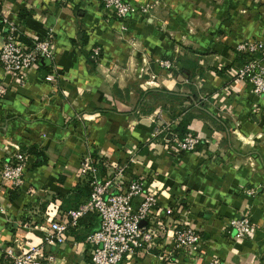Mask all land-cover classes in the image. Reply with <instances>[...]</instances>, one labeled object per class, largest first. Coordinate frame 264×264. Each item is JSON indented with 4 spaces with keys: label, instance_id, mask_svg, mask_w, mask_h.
Here are the masks:
<instances>
[{
    "label": "crops",
    "instance_id": "crops-1",
    "mask_svg": "<svg viewBox=\"0 0 264 264\" xmlns=\"http://www.w3.org/2000/svg\"><path fill=\"white\" fill-rule=\"evenodd\" d=\"M63 1L0 0L2 18L30 41L51 35L52 64L58 72L55 85L44 80L47 69L42 64L18 80H7L0 163L15 149L26 154V162L18 187L0 179V264H8L3 247L15 238L23 250L41 244L53 220L67 223L64 240L44 246V251L60 264H88L90 246L84 237L97 228L98 217L87 213L71 225L65 216L87 197L84 176L78 172L86 154L106 161L134 156L126 173L142 180L143 195L155 198L141 221L154 232L152 242L118 264H165L171 257L178 264H206L211 257L219 264L264 262V101L249 83L231 80L230 75L243 61L233 44L241 37L264 38V12L252 10L247 17L225 1L216 8L212 28L231 22L232 32L219 41L194 44L183 31L188 11L178 1L169 4V20L153 15L145 26L127 22L128 17L122 23L99 0ZM20 11L26 13L22 20ZM121 24L134 32L144 51L142 62L135 55L139 72L127 75L122 72L128 46L119 37ZM160 25L173 37L158 31ZM95 46L99 54L92 57ZM170 54L176 57L175 70L160 69L157 61ZM180 59L184 65L196 62L190 79ZM189 82L205 109L188 107L184 97L190 93ZM171 92L181 98L173 99L167 94ZM156 109L170 119L171 128L184 113H192L185 131L199 137L195 150L177 152L173 145H159L151 138L146 121L151 112L146 113ZM246 189L254 194L247 195ZM241 213L248 214L251 224L244 238L226 229L228 220ZM178 225L196 230L198 252L172 250V232Z\"/></svg>",
    "mask_w": 264,
    "mask_h": 264
},
{
    "label": "built area",
    "instance_id": "built-area-1",
    "mask_svg": "<svg viewBox=\"0 0 264 264\" xmlns=\"http://www.w3.org/2000/svg\"><path fill=\"white\" fill-rule=\"evenodd\" d=\"M104 1L115 17L123 19L127 15L129 6L125 2L121 0ZM3 22L6 23L4 19ZM6 24L8 29L6 40L1 46L0 69L2 73L9 72L11 79L18 80L28 70L37 68L40 58L47 56L49 41L44 38L26 46L18 40L19 31L14 25L9 22ZM236 51L242 53L244 61L237 71L240 80L252 82V77L260 75L262 71L252 74L250 67L254 69L253 64L262 65L260 70L264 72V43L262 41L241 42L237 45ZM158 64L165 69L172 67L169 61H159ZM254 86V92L264 97V81L258 78L254 81ZM166 128L170 130V135L165 141L171 142L169 145L176 146L179 151H191L198 142L196 136L189 134L179 140L171 132V126H166ZM128 157V160L133 162L134 156ZM25 162L26 154L17 149L13 150L8 159L0 163V179L13 187H18L25 175ZM110 162L102 160V165L108 167ZM96 170L89 157L84 156L80 161L78 172L81 176H88L89 193L77 207L66 211L65 216L71 225L87 213H93L98 217L97 228L84 237V242L90 246L88 264H118L123 260L129 261L137 250L152 242L154 232L143 226L141 221L150 214L155 198L150 194L143 195L142 180L126 172L121 173V167H115L116 172L111 177L109 174L98 175ZM114 179L119 180L118 183L122 185H112ZM139 195H141L140 200L135 202L134 197ZM67 226L65 221L53 220L49 223V229L43 235L41 244L28 245L27 250H23L22 243L15 238L13 244L3 247L2 255L8 260V264H60L55 255L44 251V246L62 243L64 240L62 234ZM226 229L237 237L247 235L251 230L247 214H240L238 217L229 219ZM171 242L173 251H184L186 254L198 252L201 247V240L196 230L188 225L176 226L172 232ZM165 264H178V262L177 259L171 257L166 259ZM206 264L219 263L216 257H211Z\"/></svg>",
    "mask_w": 264,
    "mask_h": 264
},
{
    "label": "rangeland",
    "instance_id": "rangeland-1",
    "mask_svg": "<svg viewBox=\"0 0 264 264\" xmlns=\"http://www.w3.org/2000/svg\"><path fill=\"white\" fill-rule=\"evenodd\" d=\"M58 1L61 4L65 3L63 0H58ZM82 1H84V0H82ZM87 1H89V0H87ZM121 1L125 2L129 6V11H128L127 15H125V17L123 19L115 17L112 12H111V15H113L116 19H118L122 23L128 17L127 22L128 21H130V22L134 21V22H137L138 24H140L141 26H145L146 25V18L152 17L153 15H158V17H164V15H165V18H167L166 15H167V13H169L168 10H170L169 4H171V6H172L173 1H178L179 3L181 2L183 4L181 9H183V10L185 9L188 11V16H186L185 19H182L183 20V22H182L183 31L185 30L186 33H188V36L193 37L194 40H192V43H194V44L196 43L195 40L201 41V43L203 42V40L204 41L209 40V42H211L213 40L219 41L222 39V36H223L222 34H225L226 36H228L232 32L233 27H232L231 22L229 24H221V26H219L217 28H212L213 20H214V18H216V15H217L216 14V8H217V6L223 5L225 3V1L229 2V5H230L229 7L232 10L236 9L239 12L241 11V14H243L247 17L249 16L248 14L252 12V10L259 9L261 11L260 12L261 14L264 12V0H207L206 2L204 0H121ZM99 2L103 8H107L108 10H111V8L108 7L106 1L99 0ZM176 7H178V6H176ZM110 18H112V17H110ZM110 18H108V20ZM237 18H239V17H237ZM167 19L169 20V18H167ZM225 19H223V21H225ZM230 19L232 20L233 17H231ZM4 20L6 21V23L9 22L12 25H14L11 20H6V19H4ZM163 22H164V25L166 26L165 21H163ZM214 23H215V21H214ZM161 25L157 26L156 29L158 31H160L161 33L164 31L166 34V37H168V38L173 37L174 34L173 33L170 34L169 31L167 30V28L166 27L162 28ZM14 27L17 29L16 25H14ZM211 28L213 30H210ZM7 29H8V26L6 24V26L3 27V31H5V30L7 31ZM119 31H120L119 37H121V38L124 37V39H120V38L119 39L124 40L128 46V49H127L128 52L126 53V61L124 64V69H122V72L124 73V75H127L128 72H129V74L130 73L132 74L133 71L139 72V69L136 70L135 55L136 54L138 55L139 61L142 60V56H143L144 51L142 52V50H141V45H140L141 41H138V39L133 35L134 32L129 31L128 25L121 24V26L119 27ZM129 32H130V34H129ZM6 33L5 34L0 33V51H1V46H2L3 42L6 40L5 39ZM50 36L51 35H46L45 37L40 38L39 40L32 41V42L41 41L44 38L48 39V41H49V52L47 53V56L40 58V64H42L41 67H45L47 69V73L43 77L44 80L55 85L56 79L58 76V72H57L56 66L52 64L53 63L52 61L55 58L54 57L55 52H54V48L51 47V45H50V38H51ZM245 41L246 42L262 41L264 43V38L263 37H249V36L241 37L238 41H236L233 44V49L236 51L237 45L240 44L241 42H245ZM182 42L183 43H191V42H186L185 39H183ZM26 46H29V45H26ZM98 53H99V49L96 46L93 47L92 48V57H96L98 55ZM240 54L242 55V53H240ZM159 61H161V62L162 61L163 62L169 61L170 65L172 67L171 68L168 67L166 70H168V71L175 70L174 69L175 61H176L175 56H173L171 54L167 55V56H162L157 61L158 67L160 69H165V68H162L158 64ZM243 63H244V61H242L241 64H243ZM240 65L231 68V70H230L231 80H240V78L237 75V71H238ZM253 66H255L254 69H252V66L250 67V69L252 70V74H255V73L258 74V73H260V71L263 72V70H260V66H262V65L253 64ZM0 68H1V63H0ZM145 72L147 74L153 76V73H151L149 70L146 69ZM174 72H177V71H174ZM262 72L260 73L259 76L252 77V82H250V81H246V82L250 84L252 93L257 97L262 98L264 101V97L262 95L254 92V88H255L254 81H257L258 78H261L264 81V72L263 73ZM252 74H251V76H252ZM8 79H10V73L9 72L2 73L1 69H0V120H2V123L4 122L3 119L7 118L5 112L4 113L1 112L2 111L1 107H2V101L4 98V94H6L8 89H9V83L7 81ZM199 81L200 80L198 78H195L194 79V83H195L194 85L198 86V84L200 83ZM147 83H150V85H153L152 82H147ZM138 112L141 113L140 105L138 107ZM146 114H149L148 116H146V121H147L148 126L150 128L149 135L151 136V138L154 139L159 145H163V146L167 145L168 146L171 142H169V141L166 142L165 139H168L169 135H170L169 134L170 130L166 128V126L167 127L170 126V123H171L170 119H168V120L163 119L160 116L159 110H157V109L154 111H149ZM77 116L80 117L81 115H77ZM198 138L199 137H197V139ZM198 144H199V139L191 151L195 150V147ZM174 147L176 148V146H174ZM176 151L178 152L179 150L176 148ZM179 152L182 153L183 151H179ZM84 156L89 157V160L94 165V167L97 169L96 174H98V175L109 174V177H111L113 175V173L116 172L115 167H121L122 168L121 173H123V172H126V171H124L125 169L126 170L129 169V165L132 163L128 160L129 157H125V158H118L117 157V158H111L110 159L111 164L109 163L108 167H104L102 165V160H105V158L99 157L96 155L92 156L90 154H86ZM134 160H135V157H133V162H134ZM88 180H89V178L87 176L86 177V181H87L86 183H88ZM113 181H114V184H112V185L119 184L118 183L119 180L114 179ZM119 185H122V183ZM246 190H247L246 191L247 195L254 194V190H252V189H246ZM247 192H249V193H247ZM174 212L178 213L179 211L176 209ZM241 214H244V213H241ZM247 216H248V214H247ZM246 236L247 235H245L243 237H239V238H244ZM261 263H264V262H259L258 264H261Z\"/></svg>",
    "mask_w": 264,
    "mask_h": 264
},
{
    "label": "trees",
    "instance_id": "trees-1",
    "mask_svg": "<svg viewBox=\"0 0 264 264\" xmlns=\"http://www.w3.org/2000/svg\"><path fill=\"white\" fill-rule=\"evenodd\" d=\"M25 14L26 13H24V11H20L18 13V18L20 20H22L23 17H25ZM4 26H6V24H5V22H3V18L0 15V33L1 34H5L7 32L6 30L3 31V27ZM18 40H20L25 45H30V43L32 42L25 35H23L20 32L18 33ZM191 52H193L197 56L202 55V53H200V52H196V51H191ZM90 55H91V53H90ZM236 55H237V58L238 59L241 56V54L239 52H236ZM180 62H181V69H184V70L187 71L188 79H190L193 76V70H194V68L197 66L196 65V62L194 60H191V61L188 60L187 61L188 64H186V65H184L185 63L183 64L184 61L181 60V59H180ZM185 66H186V69H185ZM187 67H188V69H187ZM188 86L190 87V93H189V95H187V96L184 97V100H187L188 103H189V106L188 107H190V106H198L200 109H205L203 107V102L197 97V95L195 93L194 86L190 82L188 83ZM167 94L172 95V98L173 99H176V100H178V99L181 98V95H179L177 92H171V93H167ZM191 117H192V113L190 111H187L177 121V124L175 125V127L174 128H171V132L176 136L177 139L181 140L186 135L185 125L188 123V121L190 120ZM84 179H85V185H86L85 187L87 188V194L86 195L88 196V193H89V185H88V183H86L87 182L86 181V177H84Z\"/></svg>",
    "mask_w": 264,
    "mask_h": 264
},
{
    "label": "water",
    "instance_id": "water-1",
    "mask_svg": "<svg viewBox=\"0 0 264 264\" xmlns=\"http://www.w3.org/2000/svg\"><path fill=\"white\" fill-rule=\"evenodd\" d=\"M141 224H142V222H141Z\"/></svg>",
    "mask_w": 264,
    "mask_h": 264
}]
</instances>
